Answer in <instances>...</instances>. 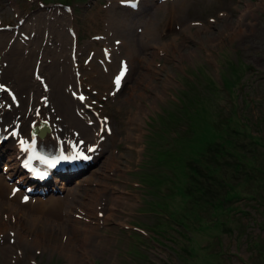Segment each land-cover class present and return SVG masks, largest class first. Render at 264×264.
I'll use <instances>...</instances> for the list:
<instances>
[{
  "label": "rangeland",
  "instance_id": "rangeland-1",
  "mask_svg": "<svg viewBox=\"0 0 264 264\" xmlns=\"http://www.w3.org/2000/svg\"><path fill=\"white\" fill-rule=\"evenodd\" d=\"M138 1V6L132 7L117 0H0V35H6L5 41L8 35L12 39L19 32L22 41L27 43L30 38V49H36L34 52L39 49V54L46 56L43 60L55 73L71 69L70 75L78 78V85L72 86L73 92L69 91V84L63 86L65 82L58 86L61 87L57 88L61 103L68 105L70 102V105L72 100L67 97L75 99L77 91L83 92L84 98L78 101L85 104L83 109L91 117L85 119L83 125L91 126L96 115L102 122L96 150L88 159V163L92 160L91 168L82 175L85 166L59 178L62 181L57 182L62 184L49 182L38 186L46 191L41 195L30 188L25 191L32 198L62 197L65 195L62 185L72 186L76 180L82 182L94 170L95 178L79 190L68 217L59 213L53 221L50 215L41 211L24 214L25 206L22 205L23 211L15 216L31 217L29 223L20 220V233L24 237L15 235L13 230L0 223V264H88L82 255H89L92 264H264V218L253 202L240 201L244 213H240V208L235 205V214L230 212L227 217L232 228H219L217 237L213 233L218 230L196 226L193 237L186 238L180 233L178 219L173 213L174 209L180 210L182 192L179 187L185 183L186 163L194 160L208 141L221 139L217 132L222 134L220 130L225 126L223 122L227 115L243 110L245 117L242 119L246 123H241V128L249 124L250 132L264 135V0ZM244 7H248L250 13L247 12L240 22L239 13ZM27 14L28 18L37 14L39 20L43 15L49 20L56 19L54 24L58 29L47 28L42 34L39 27V32L30 29L28 33V20V25L19 31ZM96 14L102 16L101 24L92 20ZM150 16L156 17L158 22L157 40H135L136 50L129 56L124 52L125 46L116 43L120 41L119 35L115 34L108 38V44L113 46L109 55L101 54L103 44H107L101 38L107 21L120 23L132 34L135 25L141 23L140 19ZM59 17L63 18L62 26L58 24ZM66 21L71 26L68 32ZM65 32L69 33L70 44ZM11 44L12 41L5 47L13 49ZM68 49L75 57V67L60 54ZM17 50L24 56L29 52L19 46ZM6 59L0 61L1 65L7 64ZM126 59L130 60V66ZM122 67L123 84L115 89L113 76ZM1 81H5L2 68ZM1 90L3 95L11 98L16 93L23 95L18 88L10 94ZM44 102L46 105L50 101ZM53 104L48 109H55L63 119L62 112L56 108L59 104ZM78 107L72 104L70 111L79 117L84 110ZM218 115L222 124L213 128L211 124L215 120L217 125ZM258 118L263 120L257 121ZM233 136L237 141L245 139L242 132ZM246 153L255 163L264 166V153L257 147L247 148ZM113 154L118 168L111 170V166L103 164ZM235 165L243 170V165ZM248 170L253 176L251 181L240 172L235 173V178L238 185L250 189L249 183L256 185L261 180L257 172ZM30 186L32 183L29 182L27 187ZM94 188H103L106 203L112 192L121 196L113 207L115 214L102 219L105 216L103 208L96 213L90 212L86 204ZM208 209L200 210L207 219L210 217ZM0 217L5 218L1 212ZM9 222L12 221L9 219ZM31 231L36 238L30 236Z\"/></svg>",
  "mask_w": 264,
  "mask_h": 264
},
{
  "label": "bare ground",
  "instance_id": "bare-ground-1",
  "mask_svg": "<svg viewBox=\"0 0 264 264\" xmlns=\"http://www.w3.org/2000/svg\"><path fill=\"white\" fill-rule=\"evenodd\" d=\"M117 1L120 2L121 0H117ZM138 2L139 1L137 0L136 5L138 4ZM179 2H177V3H179ZM109 4H111V2H109ZM173 4H175V3H173ZM177 5H176V7H177ZM217 6H218V4H217ZM249 6H250V4H249ZM173 8H174V6H173ZM248 11H250L248 9V7H244L240 11L239 17H238L240 22L244 19L245 15L247 14ZM248 13H250V12H248ZM36 15L35 16H31L30 15L31 17L28 18L29 14H27L26 17H25L26 19L24 18L25 21H23L22 26H20L21 28H19L18 30L20 31V30H22L23 26L28 25L27 24L28 20H30V24L27 26L29 28L28 29V33H29L30 29L38 31L39 27H41V33L42 34H43V32L45 30H47V28L48 29H56V30L58 29L57 25L54 24V23H56V21H55L56 19H54L53 17L52 18L54 20H49V19H47V17H45V15H43L42 19L39 20V18H37ZM47 15L49 16L50 13L48 12ZM39 16H40V14H39ZM155 18L156 17H154V16H152V17L150 16V17H144V18L140 19L141 23L135 25V27H134L135 33H132V34H131L132 31L130 29H127V31H125L126 28L124 29V27L122 25H120V23L117 24L116 21L113 22L110 19L103 26L104 32H103V34H101V38L105 39L107 41V44H105V43L103 44V50H101V54L104 53L105 56L109 55V52L112 50L113 46L108 44V38L110 39V36H113L115 34L119 35V41H120L119 43H121L122 45L125 46L124 52L127 55H129V56L133 52V50L134 51L136 50V46H137L136 42H137V40H140V38L145 39V40H147L149 42L157 40L158 36H159V33H158V29H157L158 22L156 21ZM58 19L61 20V21L59 20L58 24H60V26H62L61 22L63 21L62 20L63 18L61 19V17H59ZM92 20L95 21L96 24H101V22L103 21L102 16L100 14H96L92 18ZM66 24H67V21H66ZM123 24H124V26H126V24L124 22H123ZM67 25H68L67 26V32H68L69 30H71V26L69 24H67ZM97 27L98 26H96V28ZM63 30H64V28H63ZM48 31H50V30H48ZM60 31H61V29H60ZM140 32H141V34H139ZM18 33L12 39H10V37L8 35V38H7L6 41H5L6 35H4V34L0 35V61L1 60L4 61L3 59H5V57L8 59V62H7V64H5V66H3V64L1 65V63H0V67L2 68V73L5 74V81H1L0 82V87H3L4 90L6 91V93H8V94L14 88H18V89H20L21 92H23L22 96L21 95H17V93H16L11 98V97H8L6 95H3L4 92L0 88V132L2 133V135L4 137L3 143L6 140L13 141V140L16 139V142L14 143L13 151L6 157V161L3 162V165L0 168V212H1V214L3 213V216H5V218H1L0 217V223L4 226V228H9V229L13 230V233L15 235L19 234L21 237H24L20 233V228H19V226L21 225L20 224L21 223L20 220L23 221V223L24 222H28L29 223V217L30 216L29 217L27 215L21 216V214H20V216H18V218H17V216H15V214L18 215L21 211H23L24 206H25V213L24 214H26V213H30L31 214L32 212L41 211V212H44V213L50 215V217L52 218L53 221H55L58 218V216H59L58 214L59 213H62V215L63 214L67 215L65 217H68L69 208L70 207L72 208L74 206V201H76V197L80 194L79 190L80 189L83 190L85 188L84 186H88V184L91 183L90 181L95 178V175H94L95 172H94V170H92L90 177L84 178L82 182L76 180L72 184V186L62 185L63 187H65V195L62 196V197L61 196L60 197L59 196H49V197H45V198H42L41 196H34L33 198L31 196L28 197L27 194L25 193V191L27 190L26 187H24V186L23 187H17L18 183H21V182H23L25 180V175L23 173H21V171H19L18 164H17L18 160H16L17 159L16 156L18 154V149H19V147H21V144H29L30 140L33 139L32 136H35V138L37 140H40V141H42L44 143H50V144L54 145L55 147H64V146H66L68 152L72 155V157L73 158H77V153L78 152H79V154L80 153H84V152H85V154H88V152L85 149L87 146L93 145L94 148H96V146H97L96 144H97V142L99 140V136H100V128L102 127V122H101V118H99L98 115H96L95 116L96 117V121L91 126L87 127V126L83 125V121L85 119H91V117L87 116L88 112L85 111V109H83L85 107V104L79 102L77 96H76L75 99L71 98L70 96L67 97V99H69V100L71 99L72 100L70 105L73 104V106H75V107H78V106L82 107V110H84V111L81 112V115L79 117L75 116L73 113H71L70 105H69L70 102L68 103V105H65V104L61 103L60 95L57 92V88H59L58 86L62 85V83L65 82L63 84V86H65L66 84H69L70 85L69 91L73 92L75 90L74 87H77V85H78V81H77L78 78L74 77L73 74L70 75V70L71 69H64V72H63L62 71L63 67L61 68L62 72L55 73L53 71L52 67L50 66V64L48 65V64L45 63L43 58L45 59L46 56L44 57L41 54H39V52H38L39 49L36 52H34V50H36V49L33 50L32 48L30 49L28 47V45H29V43L31 41L30 38L28 39L29 41L26 43L24 41V39L22 41L23 37L20 38V35ZM58 33H59V31H58ZM65 36H66V38L68 40V43L70 44V42H71L70 39L71 38L69 36V33H66ZM60 37H62V36H60ZM66 38H64V39H66ZM115 38L116 37H114V39ZM137 38H139V39H137ZM58 39H56V40H58ZM135 40H136V42H135ZM10 41H12L11 45H13V49H16V50L11 49L10 46L9 47L7 46L8 49L5 50V48H7V47H5V45H7L8 42L10 43ZM63 41H65V40H63ZM66 42H65V44H66ZM18 46L22 50L24 48H27V50H29L28 54H26L25 56L22 55L21 54L22 51L20 53V50H17ZM35 48H38V47H35ZM53 48H55V47H53ZM59 51H61V50H58V52ZM163 51H164V48H163ZM13 54H16V55L12 57L11 55H13ZM43 54H45V51H44ZM60 54H62L67 61L72 62V67H75V64H74L75 57H73V54L69 51V49L66 50V52L65 51L61 52ZM52 56H53V54H52ZM31 58H32V60H31ZM125 61H127L129 66H130V63H131L130 60L126 59ZM60 62H62V61H60ZM64 63H65V60H64ZM29 65H30L29 68L31 69V71H29L30 74L28 73V66ZM93 66H90V67H93ZM67 67H68V65H67ZM134 69H135V67H134ZM91 70H92V68H91ZM117 71H119V70L117 69L115 74L117 73ZM34 72L36 73L35 75H34ZM91 73H92V71H91ZM130 73H132V72H130ZM123 78H124V76H123ZM123 78L121 80H123ZM89 79H91V78H89ZM43 81H45V82H43ZM42 82H43V84H42ZM113 85H114V82H113ZM72 86H74V87H72ZM121 86H122V84H121ZM121 86L119 88H121ZM64 91H65V89H64ZM57 98H59V100H57ZM47 99L50 102H47V104L44 105L43 104V100H47ZM15 103H17V104H15ZM53 103H55V105H57V106L59 104V106L62 107V108H60L58 106L56 108H57V110H60L62 112L63 119L61 118L62 116H60L59 112H55V109H53V108L52 109L51 108L48 109L49 105H54ZM65 103H66V100H65ZM57 114H59V115H57ZM55 115L58 116V118L55 119ZM42 120H46L47 121L49 129H47L46 131H42V133H41L42 135L41 136H38L37 134L30 135L29 134V129L31 128L30 125H29L30 122L32 121L33 124L38 127V129H41L39 124L42 122ZM46 125L47 124L43 123L42 129H45ZM90 129H91V131H89ZM94 148H93V150H94ZM105 164H108L109 166H111L112 167V168H110L111 170H114V169L118 168V162L116 161V157H115L114 154L110 155V157H108L107 161H105L103 165L105 166ZM55 180H52L51 183L58 184V185L62 184V182H60V183L57 182V181H62V179L58 178V179H55ZM86 189H87V187H86ZM102 189L103 188H94V189H92V195H89V196H91V197H89L91 199L87 202L86 205L89 206L88 209L92 213H96L101 208H103V212L105 213V216H103L102 219H105L106 215L108 216V215H111V214H115L114 211H113L114 208H115L114 205L116 204L117 200L121 196L119 194H117L116 192H112L108 196L109 203H106L105 202V197L103 195V191L104 190H102ZM35 193L37 195H41L43 192L42 191H40V192L37 191ZM84 203H86V202H84ZM22 205H24L23 208H20ZM75 213H76V211H75ZM9 219L12 222H9ZM44 219H46V218L44 217ZM46 222H47V220H46ZM42 223H44V222H42ZM48 223H47V225H48ZM76 223H79V222H76ZM101 223H102V220H101ZM67 224H70V223H67ZM67 224H66V226L69 227V225H67ZM31 226H33V225H31ZM54 226H56V225H54ZM56 227H58V226H56ZM60 227H61V225H60ZM74 227H76V226H74ZM29 229L31 230V227H29ZM29 229H27V231H30ZM85 229H87V228H85ZM5 232H6V230H5ZM85 232H86V230H85ZM23 235H27L28 236V234H23ZM30 236H33V237L36 238L37 235L33 234L32 231H31V235ZM85 237H87V235ZM8 238H7V240H8ZM35 238H34V240H35ZM65 238H66V236H65ZM87 239H85V240L87 241ZM22 240H24V239H22ZM49 240H51V238ZM67 242H69V238H68ZM14 243H15V241H14ZM39 244H41V243H39ZM71 244H70V246H71V250H72V245ZM10 245L11 244H9L8 246H10ZM30 245H31V243H30ZM9 248H11V247H9ZM12 249H13V247H12ZM68 249H70V248H68ZM10 254H7V255H10ZM82 257L85 258V260H86V262L88 264H92V260L89 258V255H82ZM10 261H12V260H10ZM6 262H8V261H6Z\"/></svg>",
  "mask_w": 264,
  "mask_h": 264
},
{
  "label": "trees",
  "instance_id": "trees-1",
  "mask_svg": "<svg viewBox=\"0 0 264 264\" xmlns=\"http://www.w3.org/2000/svg\"><path fill=\"white\" fill-rule=\"evenodd\" d=\"M220 115L217 118V125L215 120L211 124L213 128L221 126ZM243 117H245L243 110L236 111L233 115H227V119L223 122L225 126L220 130L222 134L217 132V136L221 139L208 141L206 145L213 144L208 147L205 145V148L199 151L194 160L186 163L185 183L179 187V191L182 192L180 210H173L180 225L179 231L186 238L193 237L192 232L196 226L218 230L213 233L216 237L219 234V228L230 230L232 224L227 223V217L230 212L235 214L233 212L236 209L235 205L240 208V213H244L245 209L240 204L242 199L247 204L253 202L252 204L264 218V166L255 163L254 159L246 153L247 148L256 147L264 153V135L250 132L249 124L245 128H241V123H246V120L242 119ZM260 119L258 118L257 121ZM257 121L255 122L257 123ZM256 123L254 126H257ZM229 129L233 132L230 133ZM224 132L227 134L225 137ZM240 132L245 139L237 141V137L233 135ZM236 163L243 165L242 171L236 167ZM248 169L257 172L260 176L259 180H261L256 185L251 184L252 182L249 183L250 189L238 185L237 178H235V173L240 172L251 181L253 176ZM222 170H227V172ZM235 201L237 202L234 203ZM206 208H210L208 209L210 214L208 219L200 213L201 209Z\"/></svg>",
  "mask_w": 264,
  "mask_h": 264
},
{
  "label": "snow or ice",
  "instance_id": "snow-or-ice-1",
  "mask_svg": "<svg viewBox=\"0 0 264 264\" xmlns=\"http://www.w3.org/2000/svg\"><path fill=\"white\" fill-rule=\"evenodd\" d=\"M117 43H119V42H117ZM121 76H123V72L121 73ZM117 85L119 84V77L117 78ZM81 99H83V97H81ZM92 149H89V151H91Z\"/></svg>",
  "mask_w": 264,
  "mask_h": 264
}]
</instances>
